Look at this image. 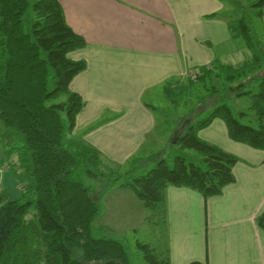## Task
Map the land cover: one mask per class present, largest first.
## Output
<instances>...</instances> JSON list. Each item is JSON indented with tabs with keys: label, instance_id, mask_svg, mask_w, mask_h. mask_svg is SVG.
I'll use <instances>...</instances> for the list:
<instances>
[{
	"label": "trees",
	"instance_id": "1",
	"mask_svg": "<svg viewBox=\"0 0 264 264\" xmlns=\"http://www.w3.org/2000/svg\"><path fill=\"white\" fill-rule=\"evenodd\" d=\"M248 1L255 18L262 21L264 0ZM28 11L33 12L35 21L26 32ZM239 35L254 54L251 64L259 65L261 60L255 55L258 36L246 18L239 21ZM86 45L85 38L67 23L59 0H0V130L4 129L9 146L0 163L18 156L17 164L10 167L21 187L18 200H10L6 191H0V264H133L121 238L105 234L95 237L105 198L116 188L130 190L142 201L143 227L152 235L159 232L160 242L153 247L136 239L145 264H171L166 190L185 187L208 199L221 195L236 181L233 169L239 158L201 140L198 131L219 118L232 140L264 150L263 76L256 80L257 90L238 93L249 98L256 126L241 122L244 113L237 118L224 97L210 110L199 113L203 114L200 120L195 121L194 116L185 119L182 135L176 137L178 129L173 136L178 146L198 153L203 165L183 156L174 158L172 166L161 159L146 174L117 184L130 169L123 175L111 169L105 173L100 151L73 137L86 104L70 85L87 64L69 55ZM237 71L216 61L198 73L210 95L222 96L229 87L224 88L226 83L217 87L214 80L223 79L225 73H229L228 81L233 80L235 76L230 74ZM205 98L198 103L203 104ZM257 223L264 231V212ZM141 230L133 232L139 234ZM77 252L80 259L74 257Z\"/></svg>",
	"mask_w": 264,
	"mask_h": 264
},
{
	"label": "crops",
	"instance_id": "2",
	"mask_svg": "<svg viewBox=\"0 0 264 264\" xmlns=\"http://www.w3.org/2000/svg\"><path fill=\"white\" fill-rule=\"evenodd\" d=\"M59 2L69 26L87 42L69 55L87 64L72 81V89L86 101L73 137L97 148L113 170L135 159L156 126L146 92L168 88L216 61L229 65L226 53L232 40L241 38L218 0ZM261 23L264 27V15ZM199 136L239 158L236 181L208 199L185 187L166 190L170 263L264 264V231L257 223L264 212V150L232 140L219 118ZM105 199L118 224H131L127 230L141 227L143 203L132 191L116 188ZM121 210L132 213L125 216ZM108 223L99 218L96 227L112 231Z\"/></svg>",
	"mask_w": 264,
	"mask_h": 264
},
{
	"label": "rangeland",
	"instance_id": "3",
	"mask_svg": "<svg viewBox=\"0 0 264 264\" xmlns=\"http://www.w3.org/2000/svg\"><path fill=\"white\" fill-rule=\"evenodd\" d=\"M218 1L224 4L226 9L224 17L225 19L229 17L233 33L234 30L239 33L240 19L246 18L250 22L254 32L258 36L255 55L261 60L259 65L256 66L255 64H251L250 59H253L254 54L248 49L245 41L242 38L239 40L235 38L232 40V47L226 53L229 58L228 64L234 66V68L238 70L237 72L230 74L234 75L235 78L228 81L227 78L229 77V73H225L223 79H215L213 82V84L217 87H222L225 83L226 87L224 88L229 87L222 96L219 94L213 96L210 95V92L205 89L204 84L200 82V75H198L199 73L196 72L197 70L195 69L191 70V73L189 72V74H186L184 77L186 80L183 79L182 81L180 80L175 83H170L168 88L167 86H158L152 90H148L144 96V100L149 106L156 107L158 109L157 111H154L156 126L146 137L141 151H139L135 159L130 164L125 165V167L121 169H116L113 166L115 171H120L119 173H122V175L128 173L126 171L130 168V173L124 178L119 179L117 184L125 183L132 177L146 174L154 168L157 165V162L161 159L167 160L172 166L174 158L183 156L187 160H190L198 165H203V159L198 153L194 150L183 149L178 146L173 141V136L175 135L176 130L181 128V124L185 119L194 116L193 118H195V121L200 120L203 117V114L200 115L199 113L210 110L213 105L221 101L224 97L227 98L225 104L231 108L237 118H239L241 113H244V116L240 118L241 122L252 126L257 125L256 116L250 109L251 103L249 98L240 97L238 93L242 91L257 90L258 85L256 80L264 76V27L262 26L261 20L255 18L253 12L254 10L251 6L252 3L248 0ZM24 20L25 30L26 32H29L33 22L35 21L33 12L28 11ZM217 35L218 31L216 30V36ZM234 35H236V33H234ZM242 49L244 52H242ZM222 51L223 50H219L220 55L222 54ZM239 51L240 53H238ZM218 58L219 55L216 54V59ZM238 63L239 65H237ZM244 65H247L248 67H243ZM194 72L197 73V75H193ZM188 80L192 81V83L189 82L188 84ZM70 89L72 92L77 93L72 89V83L70 85ZM204 96H206V98L203 104H199L198 101ZM83 100L86 104L84 98ZM195 113H198L197 117H195ZM3 130L4 129L0 130V160L5 158V152L9 148V146H6L5 144L6 138ZM201 130L198 131V136ZM14 156L17 157L16 155ZM14 156L10 160H6V164L1 165L0 163V191H6L10 195V200H18L21 197V187H19L18 181L10 167L15 163ZM104 166L105 168L103 171L105 173L114 171L111 169L109 172V167L106 164ZM132 168L134 169L131 170ZM114 201H116L117 204L120 203L117 199ZM104 204L105 207L101 212L102 216L100 218L104 219L105 222H109L108 224H110V229H112V231H108L105 227L102 228L103 230L96 227L95 237L98 238L102 234H105L111 235L117 239L121 238L125 243L132 263L145 264L146 261L144 260V256L140 250L136 248V239L138 238L145 243H151L153 247L160 242L159 232L157 231L158 233H156V235H152L153 232L148 230V228L143 227V219L141 227L137 228L138 230L142 229L139 234V231L137 233L133 232L135 229L127 230L131 224L125 223L123 226L118 224L115 220V211L109 210V208L107 210L106 199ZM121 212L125 216H127L128 213H132L131 211L125 210H121ZM107 216L111 217V221L106 218ZM27 217L28 219L32 218L31 214ZM161 236H163L162 238H164V240L166 239V232L164 230ZM162 242L164 243V241ZM74 257L80 259L81 253H75Z\"/></svg>",
	"mask_w": 264,
	"mask_h": 264
},
{
	"label": "water",
	"instance_id": "4",
	"mask_svg": "<svg viewBox=\"0 0 264 264\" xmlns=\"http://www.w3.org/2000/svg\"><path fill=\"white\" fill-rule=\"evenodd\" d=\"M186 124H187V122L181 128H179V130L177 131V134H176L177 138H179L182 135L184 127L186 126Z\"/></svg>",
	"mask_w": 264,
	"mask_h": 264
},
{
	"label": "built area",
	"instance_id": "5",
	"mask_svg": "<svg viewBox=\"0 0 264 264\" xmlns=\"http://www.w3.org/2000/svg\"><path fill=\"white\" fill-rule=\"evenodd\" d=\"M193 75H197V73L194 72ZM198 75H199V74H198ZM190 76H191V75H190Z\"/></svg>",
	"mask_w": 264,
	"mask_h": 264
}]
</instances>
